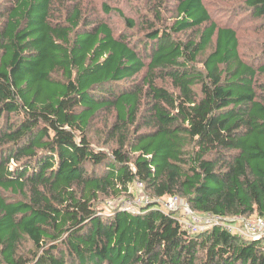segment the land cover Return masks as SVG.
<instances>
[{
    "label": "trees",
    "instance_id": "obj_1",
    "mask_svg": "<svg viewBox=\"0 0 264 264\" xmlns=\"http://www.w3.org/2000/svg\"><path fill=\"white\" fill-rule=\"evenodd\" d=\"M59 2L0 0V264H264V238L190 234L160 203L264 218V48L248 62L206 0H135L141 25L104 3L117 35ZM242 5L264 18V0ZM138 183L148 204L99 208Z\"/></svg>",
    "mask_w": 264,
    "mask_h": 264
},
{
    "label": "rangeland",
    "instance_id": "obj_2",
    "mask_svg": "<svg viewBox=\"0 0 264 264\" xmlns=\"http://www.w3.org/2000/svg\"><path fill=\"white\" fill-rule=\"evenodd\" d=\"M71 1L72 0H61L57 8L64 9V5ZM206 2L217 20L230 24L238 30L241 39L240 49L243 57L248 62L259 65L261 63L260 59L263 55L262 50L264 48V18L262 20L250 21L248 18L249 13L247 14L241 9L243 0H206ZM104 3L112 8H121L126 16L136 19L138 24L141 25L142 18L138 15V12H140L142 5L140 2L139 7L135 0H83L82 6L85 8L86 14L91 13L93 18H97L99 15L100 18L108 21L117 35L125 29L126 24L117 14H112L110 18H107L102 12ZM261 79L263 80V78ZM106 120L107 118H105V115H97V118L89 130V137L97 150L108 151L110 146L107 145L105 141L106 127L104 125ZM133 191L136 196L134 195L132 198L123 197L121 199H113L112 197L102 196L100 198L99 208L102 209L106 215H109L117 206H132L134 205L135 197H139V195L142 194L146 195L144 189L138 190L136 186L133 187ZM164 200L165 199L160 200V203L162 204ZM140 206L141 205L137 204L135 208ZM179 215L180 213L176 214L177 217ZM30 250H34L33 243L26 239L20 246V252L24 254L25 257H29V255H31Z\"/></svg>",
    "mask_w": 264,
    "mask_h": 264
},
{
    "label": "built area",
    "instance_id": "obj_3",
    "mask_svg": "<svg viewBox=\"0 0 264 264\" xmlns=\"http://www.w3.org/2000/svg\"><path fill=\"white\" fill-rule=\"evenodd\" d=\"M137 188L143 190V184L138 183ZM149 202H151L150 197L142 194L136 198L134 205L122 208L134 211L137 204L146 205ZM162 206L167 212L180 213L178 216L179 222L190 234L219 226L225 227L229 232L243 238L254 240L264 238V218L255 219L246 218L245 216L226 218L212 213L200 214L192 210L190 205L179 197H170L164 200Z\"/></svg>",
    "mask_w": 264,
    "mask_h": 264
}]
</instances>
